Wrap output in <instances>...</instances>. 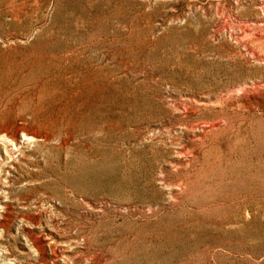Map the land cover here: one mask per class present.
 Wrapping results in <instances>:
<instances>
[{"label": "rangeland", "instance_id": "obj_1", "mask_svg": "<svg viewBox=\"0 0 264 264\" xmlns=\"http://www.w3.org/2000/svg\"><path fill=\"white\" fill-rule=\"evenodd\" d=\"M258 35L264 0H0V264H264V197L225 200L264 180ZM181 104L233 113L187 169Z\"/></svg>", "mask_w": 264, "mask_h": 264}, {"label": "bare ground", "instance_id": "obj_2", "mask_svg": "<svg viewBox=\"0 0 264 264\" xmlns=\"http://www.w3.org/2000/svg\"><path fill=\"white\" fill-rule=\"evenodd\" d=\"M246 31H242L243 34L247 33ZM252 44L256 45V47H249L248 53L250 54V56L254 57L259 62L264 63V53H262L260 51L262 46H264V35H258L257 37H255L252 41ZM240 90H241L240 92L245 94V97L250 96L252 98V99H248V102H247L248 104H246L247 105L246 108L248 110L249 109L254 110L258 107L259 102L257 101V98L264 99V98H262V97H264V80L258 81L257 83H252L251 85L243 84V86L241 87ZM24 102L27 103L25 98H24ZM208 107H210V106H208ZM208 107H204L203 109H200L198 105H187V104H181V105H179V107H177V111L181 114L182 119L185 120V123L183 124V126H184V129L186 130V132L192 133L194 130H198L200 132V135L198 137H196V135H193L194 139H195L193 145L189 146V145H185V144H180V146L178 148H176V150L174 151L176 158H178V159L181 158L183 161L186 162L185 165H183V167H181V169L189 168L191 163H192L191 155L193 156L194 152L202 151L203 148L206 146L207 140H208V143L210 142L209 137L215 136L216 133L221 132V130H219L218 128L220 127V125H222V122L224 123L225 128H227V126L230 125V122L225 123V121L230 120V118H231L230 116H231V114H233L230 112L232 110V108L230 106H223V108H221L220 110L215 109V107H212V108H208ZM27 109H26L27 111H25L23 114H21L20 117H18V120L21 123L27 122V119H26L27 116H29V117L31 116L32 117L31 120L35 119L34 118L35 117L34 109L29 108V106ZM198 112L201 113L199 115L200 118L196 117L197 116L196 114ZM208 112L211 113V115H212L211 119L203 117V115L208 114ZM25 116H26V118H25ZM28 119H30V118H28ZM51 119H52V117H51ZM71 120H70V122H71ZM46 123H47V121H46ZM48 126L53 130V131H51V133H52L51 137L52 138L55 137V134H59L58 137H60V141H59L58 150L68 149L67 145L69 144L70 140L72 139L73 134L76 133L75 131L69 130V126H71V125H69V121L65 120V119L63 120L61 118H56L53 121H51L50 123H48ZM25 131L26 130H25L24 125L17 127V132H22L23 138L26 140V139H28L29 136H27V134H25ZM223 131L226 132L227 130H223ZM15 137H16L15 134H13V136L11 138L12 143L15 142ZM45 139H47V136L45 137ZM175 144H176V142H175ZM254 146H252V147L254 148ZM241 147H242V145H241ZM250 148H251V146H250ZM253 165H255V164H253ZM256 169H253V170L250 169L252 171L249 173V175H247V177H244V176L241 177L239 175L241 177V179L239 180L240 182H237L234 185L233 194L225 197V200L227 198H231L230 199L231 202H229L228 207H235L236 209H234V210L239 211L238 213H240L241 210H246L248 208H252L253 210H255L257 207H260L259 206V203H260L259 197L260 196L264 197V186H262V184H264V180L260 179V177L258 176L259 173ZM262 169H264V167H262ZM242 174H244V173L242 172ZM236 175H235V177H236ZM240 177H238V179ZM262 178H264V177H262ZM230 179L227 178L228 181H231ZM224 186H225V184H224V181L222 179H221V181L219 180V182L216 184V187L218 189H222V188H224ZM231 186H232V184H231ZM222 198H220V199L222 200ZM215 207H216V205H215ZM231 212H233V211H231ZM230 214H233V213H230ZM252 214H254V213H252ZM233 215H235V214H233ZM238 219H237V221H238Z\"/></svg>", "mask_w": 264, "mask_h": 264}]
</instances>
